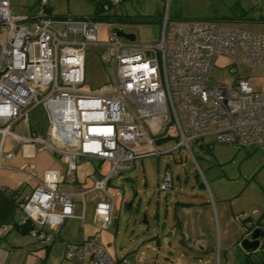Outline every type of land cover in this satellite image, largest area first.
Instances as JSON below:
<instances>
[{
	"label": "built area",
	"instance_id": "obj_1",
	"mask_svg": "<svg viewBox=\"0 0 264 264\" xmlns=\"http://www.w3.org/2000/svg\"><path fill=\"white\" fill-rule=\"evenodd\" d=\"M120 1L107 0L112 6ZM47 3L40 0L34 14L26 16L14 14L9 0H0V137L50 151L65 162L68 178L78 158L106 162L109 168L105 173L96 169L88 178L91 187L79 193L71 183L60 191L64 178L56 170L45 171L41 179L29 175L36 186L17 203L20 227L41 245L48 246L55 237L42 231L49 217L56 216L59 227L74 218L75 197L81 202V222L87 197L97 198L95 226L107 230L120 195L118 189L109 192V183L131 171L135 160L159 158L181 147L191 155V143L253 148L264 155V90L254 91L246 79L207 86L216 56L235 60L239 53L238 63L264 70V35L229 23L165 19L157 41L122 42L113 33L114 28L123 32L122 26L90 17L56 19H66L65 29L54 31ZM99 23L107 27L108 44L97 42ZM91 48L98 50L101 66L110 68L112 76L86 92L85 58ZM33 111L42 112L45 133L16 136L14 125L28 122ZM171 133L177 146L161 153L158 140L171 138ZM4 157L11 159L13 153ZM171 183L165 170L158 191H167ZM6 231L0 226V237ZM60 257L78 264H130L127 257H109L99 233L66 243Z\"/></svg>",
	"mask_w": 264,
	"mask_h": 264
},
{
	"label": "rangeland",
	"instance_id": "obj_2",
	"mask_svg": "<svg viewBox=\"0 0 264 264\" xmlns=\"http://www.w3.org/2000/svg\"><path fill=\"white\" fill-rule=\"evenodd\" d=\"M97 1L103 2L104 0H48L47 11L50 17L55 20L52 29L62 32L65 29L66 19L92 17ZM39 2L40 0H9L11 11L14 14L26 16L34 14ZM119 6L120 11L123 10L135 19L142 15L149 16L148 19H145L150 20L147 23L131 22L122 25L123 33L133 35L137 44L157 41L161 34L162 22L165 19L176 23L200 20L229 23L264 35V0H168V2L164 0H126ZM111 10L114 8L111 7L110 12ZM61 18L66 19L56 20ZM96 39L100 44H108L109 37L105 24H98ZM121 41L125 42L124 39ZM239 60V53L235 60L226 56H216L209 72L208 88L214 85L230 86L238 79H246L254 91H263L264 70L249 68L238 63ZM105 74L111 78V69L105 68ZM83 90L88 92L91 90V86L85 84ZM170 137L171 139L167 142H160L156 145L158 151L164 153L177 146L175 133H171ZM207 142L212 143V139L208 138ZM190 150L191 155L186 148L181 147L175 148L173 153L163 154L159 158L148 157L135 160L133 170L123 172L110 181L109 191L114 194L118 189L120 195L114 205L111 226L108 230L102 231L100 236L102 244L112 259L122 256L129 259L130 255L137 254V264H149L148 258L153 262L156 255L163 251L155 243L156 240L147 238L158 232L154 219L156 206H160L159 226L162 227L164 217L170 219L174 217L176 210L178 211L177 203H186L188 199H191L189 196L194 193L204 194L207 197L211 193L214 200H216V194L219 193L225 198L236 195L233 198L232 208L237 210L238 215L233 217V222L228 223L227 228L228 232H234L238 228L241 238L246 234L244 235V231L238 225L239 222L236 218L239 215L249 216L252 220L258 219L260 224H264L262 219L264 215V155L256 152L255 154L246 153L240 148L215 143L212 144L211 151L197 148L195 143L190 144ZM48 152L52 163H55L52 153ZM62 163L65 162L62 161ZM96 165L97 161L88 158H78L76 161V178L80 183L86 185L85 188L91 186V181L88 178L95 171L96 167L94 166ZM60 166L63 167L61 164ZM108 168L109 165L104 162L102 164L103 172H106ZM165 170L172 176L171 188L159 193L158 182L162 179ZM67 181H71V179H67ZM78 189L83 188L76 187L74 192H78ZM135 194L133 205L129 210L126 205ZM230 202L225 201L229 211ZM73 203L75 212L81 214L80 199L73 198ZM93 210V203L87 200L83 222L77 216L75 220H68L63 229H61L62 226L59 227L58 218L51 216L45 224L44 229L47 231L45 232L52 235L60 232V237L73 242L80 232L94 230ZM82 223L83 228L81 229ZM171 223L170 220L169 227L172 226ZM240 239L238 243L232 244L236 248L233 253H230L231 259L234 258L233 264H245V262L252 264L257 260H264V239L260 241L261 247L249 253V258L246 261V252L239 246L243 239ZM170 240L173 243L174 238L169 239V243ZM55 243L60 245L63 242L56 238ZM176 244V246L171 244L170 255L167 257L171 264H199L198 260L185 256V251L178 243Z\"/></svg>",
	"mask_w": 264,
	"mask_h": 264
},
{
	"label": "crops",
	"instance_id": "obj_3",
	"mask_svg": "<svg viewBox=\"0 0 264 264\" xmlns=\"http://www.w3.org/2000/svg\"><path fill=\"white\" fill-rule=\"evenodd\" d=\"M1 38L2 37H0V39ZM97 53L98 50H96V48H91L85 58L86 84H89L91 89L102 85L107 79L105 68L101 66ZM45 125L46 121L42 112L33 111L29 115L28 122H18L14 125L13 132L16 136L22 138H27L32 132L43 135L45 133ZM170 139L171 138L165 139L163 143ZM197 148H203L209 151L212 150V146ZM243 150H245L246 153H261L253 148ZM0 152V226H6L7 228L6 233L0 237V264H78L73 261L61 259L60 255L65 244L71 241L60 237V232L54 235L55 237L51 244L44 246L31 237L27 230L22 231L23 227H20L22 225V215L18 210L17 203L23 197L30 195L36 186V182L30 181L29 179L31 173L34 174L37 179H41L45 171L57 169L56 171L64 178V182L59 186L60 191H67L70 187V183L73 186V190H75L76 187L83 188L78 189L76 193H79V191H86L91 186L85 188L86 185L77 180V169L72 178L65 177V164L54 156L53 159L58 161L63 167L55 160V163H52L50 153L47 150H41L38 145L31 143L18 144L13 138H5L2 140L0 137ZM7 153H13V157L11 159H6L4 155ZM254 154L250 155L253 156ZM103 163L97 161V165L94 166L96 169H100L101 173H105L102 169ZM67 179H71V181H67ZM216 196V200H214L211 193L208 197L204 194L198 195L194 193L192 196L190 195L189 198L191 199H188L186 203H177L178 211L176 210L174 217L170 219L166 216L164 217V224L162 227L159 226L160 206L156 204L157 209L154 212V219L158 232L147 238L156 240L155 243L158 244L163 251L156 255L153 262L148 258L147 260H150L149 264H171V261L167 257L170 255L169 251L171 244L176 246V243L185 251V256H188L190 259L198 260L199 264L234 263V258L231 259L230 253H233L236 249L233 245L239 242L241 238L240 231L237 228L234 232H228L227 225L233 222V217L237 214V210L232 208L234 202L233 198H235L236 195L225 198L219 193L216 194ZM87 200L92 202L94 207L97 198L88 196L86 203ZM225 201H231L230 211L226 208ZM79 215L80 214L75 212L74 218L66 219L61 229H63L68 220H75ZM168 219L172 221L171 227L168 226ZM236 219L239 222L238 217ZM262 219L264 220V215ZM257 221L258 219L252 220L251 218L249 221L245 222L244 227L240 225V222L238 225H240L239 227L242 228L245 235L252 228L260 224V222ZM44 227L42 228L43 232L46 231ZM80 228H83V223ZM93 228L94 230L91 232H80V234L77 235V239L73 242H79L95 233L100 234L102 232L98 231L94 225ZM56 238L63 243L60 245L56 244ZM171 238H174V244L171 243L172 240H170L171 244L169 243L168 240ZM240 245L241 242L239 243V246ZM136 256L137 254L130 255L132 260L135 258L134 261H130L129 258L130 264H137ZM124 257L125 256H122L113 260H119Z\"/></svg>",
	"mask_w": 264,
	"mask_h": 264
},
{
	"label": "trees",
	"instance_id": "obj_4",
	"mask_svg": "<svg viewBox=\"0 0 264 264\" xmlns=\"http://www.w3.org/2000/svg\"><path fill=\"white\" fill-rule=\"evenodd\" d=\"M123 1H126V0H121L119 2V4L116 6L108 5L107 0H104L103 2L97 1L95 3V7H94V15L90 18H92L94 20H98L99 22L113 23V24H116L119 26L126 25V24H129L131 22H146L147 23L150 21V20H145V19H148L149 16L142 15V16L138 17V19H135L134 17L127 15L123 10H122L123 12L120 11L119 5H121V3ZM105 7H107L106 10H105ZM111 7H113L114 10H111V12H110ZM61 19H63V18H61ZM165 139H167V138H165ZM165 139L158 140V143L164 142ZM250 219H251V217H249V216L243 217L240 215V219H239L240 225H242L244 227L245 222L249 221ZM257 222H259V220ZM247 228H249V227H247ZM26 230H27L26 228H24V227L22 228V231H26ZM248 255L249 254L246 252L245 253V259L246 260H248V258H249ZM246 264H249V263L246 262ZM252 264H264V260H257L256 262H253Z\"/></svg>",
	"mask_w": 264,
	"mask_h": 264
},
{
	"label": "water",
	"instance_id": "obj_5",
	"mask_svg": "<svg viewBox=\"0 0 264 264\" xmlns=\"http://www.w3.org/2000/svg\"><path fill=\"white\" fill-rule=\"evenodd\" d=\"M113 33L126 41L133 42L135 40V37L133 35H126L122 31H120L117 28L113 29ZM131 199L129 203H127L126 207L131 209L134 198ZM264 239V224H258L257 227L252 228L245 236V238L241 241V248L244 252H247L248 254L252 251H255L258 247H261V240Z\"/></svg>",
	"mask_w": 264,
	"mask_h": 264
}]
</instances>
